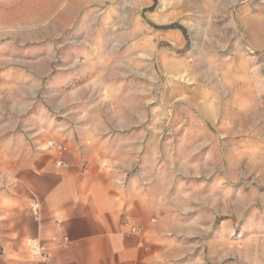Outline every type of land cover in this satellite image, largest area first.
I'll return each mask as SVG.
<instances>
[{
    "label": "rangeland",
    "instance_id": "obj_1",
    "mask_svg": "<svg viewBox=\"0 0 264 264\" xmlns=\"http://www.w3.org/2000/svg\"><path fill=\"white\" fill-rule=\"evenodd\" d=\"M171 25L185 32L160 29ZM37 43L54 60L44 85L97 82L82 106L101 118L138 110L135 129L156 144L154 171L204 231L189 239V259L264 264V0H0V49ZM52 92L37 89L31 113ZM14 134L0 137L2 197L19 191L25 170ZM49 143L45 160L60 146Z\"/></svg>",
    "mask_w": 264,
    "mask_h": 264
},
{
    "label": "crops",
    "instance_id": "obj_2",
    "mask_svg": "<svg viewBox=\"0 0 264 264\" xmlns=\"http://www.w3.org/2000/svg\"><path fill=\"white\" fill-rule=\"evenodd\" d=\"M15 52L0 49V137L19 136L11 141H20L19 167L25 170L19 191L0 196V264H220L221 259L188 258L189 239L204 231L192 228L198 220H188L186 199L182 204L173 195L171 178L154 171L156 144L135 129L138 110L92 115L91 106L82 105L97 94V82L52 88L53 80L47 85L44 80L54 60L42 43ZM90 68L84 67L83 78L91 77ZM47 86L58 97L31 113L37 89ZM21 117L25 126L19 128ZM51 141L62 150L50 151L45 160ZM59 160L68 167L57 168ZM35 201L42 205L38 219L31 209ZM127 219L139 234L128 233ZM54 236L67 237V245L53 243ZM31 239L49 247V263L34 262L27 247Z\"/></svg>",
    "mask_w": 264,
    "mask_h": 264
},
{
    "label": "built area",
    "instance_id": "obj_3",
    "mask_svg": "<svg viewBox=\"0 0 264 264\" xmlns=\"http://www.w3.org/2000/svg\"><path fill=\"white\" fill-rule=\"evenodd\" d=\"M49 146H52L55 148V144L53 142L49 143ZM58 151L62 150V146H57L56 148ZM57 166L59 168H67L68 165L64 163L62 160L57 161ZM32 212L34 214V217L36 219L39 218L41 211H42V205L40 202L35 201L32 203L31 206ZM57 223L59 224L60 221L58 220ZM124 228L127 229L128 233L130 234H139L141 232V229L139 227L133 226L128 219L124 223ZM51 241L53 243H58L61 248L65 247L68 243V238L63 237L61 240L54 236L52 237ZM27 247L29 250L30 255L34 259L35 263H49L51 256H50V250L49 247L40 239H31L27 243Z\"/></svg>",
    "mask_w": 264,
    "mask_h": 264
},
{
    "label": "trees",
    "instance_id": "obj_4",
    "mask_svg": "<svg viewBox=\"0 0 264 264\" xmlns=\"http://www.w3.org/2000/svg\"><path fill=\"white\" fill-rule=\"evenodd\" d=\"M160 29H162V30L179 29V30L185 32V29H183L182 27H180L178 25H171L169 27H162Z\"/></svg>",
    "mask_w": 264,
    "mask_h": 264
},
{
    "label": "bare ground",
    "instance_id": "obj_5",
    "mask_svg": "<svg viewBox=\"0 0 264 264\" xmlns=\"http://www.w3.org/2000/svg\"><path fill=\"white\" fill-rule=\"evenodd\" d=\"M68 1H70V0H68ZM34 6H37L36 4H34V5H32V7H34ZM77 9V8H76Z\"/></svg>",
    "mask_w": 264,
    "mask_h": 264
}]
</instances>
